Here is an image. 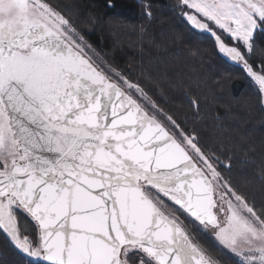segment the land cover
Segmentation results:
<instances>
[{
	"label": "snow or ice",
	"instance_id": "obj_1",
	"mask_svg": "<svg viewBox=\"0 0 264 264\" xmlns=\"http://www.w3.org/2000/svg\"><path fill=\"white\" fill-rule=\"evenodd\" d=\"M177 8L264 102V60L250 62L264 55V0ZM93 56L47 0H0V233L24 264H219L181 216L236 264H264V208L222 174L231 165Z\"/></svg>",
	"mask_w": 264,
	"mask_h": 264
},
{
	"label": "trees",
	"instance_id": "obj_2",
	"mask_svg": "<svg viewBox=\"0 0 264 264\" xmlns=\"http://www.w3.org/2000/svg\"><path fill=\"white\" fill-rule=\"evenodd\" d=\"M84 37L97 56L151 96L165 113L194 132L207 153L220 157L222 174L256 208H264V104L242 67L223 59L211 36L181 18L178 0H47ZM113 6L108 7L107 3ZM151 5L152 16L144 15ZM264 47V40L260 41ZM91 55V53H89ZM264 55L250 61L259 63ZM220 165H218V168ZM185 223L219 264L236 258L198 224ZM0 233V264H24Z\"/></svg>",
	"mask_w": 264,
	"mask_h": 264
},
{
	"label": "flooded vegetation",
	"instance_id": "obj_3",
	"mask_svg": "<svg viewBox=\"0 0 264 264\" xmlns=\"http://www.w3.org/2000/svg\"><path fill=\"white\" fill-rule=\"evenodd\" d=\"M183 19H185V18H183ZM186 20V19H185ZM188 23V22H187ZM189 24V23H188ZM190 25V24H189ZM191 26V25H190ZM191 28L193 29V30H195L197 33H199V34H203V35H208V36H211V35H209L207 32H204V31H200V30H197V29H195L194 27H192L191 26ZM212 37V36H211ZM222 56L228 61V62H230V63H233V62H231L230 60H228L223 54H222ZM233 64H235V63H233ZM235 65H237V64H235ZM238 66V65H237ZM241 67V66H240Z\"/></svg>",
	"mask_w": 264,
	"mask_h": 264
},
{
	"label": "rangeland",
	"instance_id": "obj_4",
	"mask_svg": "<svg viewBox=\"0 0 264 264\" xmlns=\"http://www.w3.org/2000/svg\"><path fill=\"white\" fill-rule=\"evenodd\" d=\"M181 18L183 19V17H182V16H181ZM183 20H184V19H183ZM184 21H186V20H184ZM186 22H187V21H186ZM202 35H203V34H202ZM211 38L213 39V37H211ZM213 41H214V39H213ZM216 46H217V45H216ZM219 54L222 56V54H221V53H219ZM222 58H223V59H225L223 56H222ZM225 60H226V59H225ZM249 79H250V78H249ZM250 81L252 82V80H251V79H250ZM252 83H253V82H252ZM253 84H254V83H253ZM254 85H255V84H254ZM177 215H180V213H179V212H177ZM181 219H182V220H184V222H185V223L187 222V224H188V225H190V224H189L190 222H189L188 220H185L183 216H181Z\"/></svg>",
	"mask_w": 264,
	"mask_h": 264
},
{
	"label": "water",
	"instance_id": "obj_5",
	"mask_svg": "<svg viewBox=\"0 0 264 264\" xmlns=\"http://www.w3.org/2000/svg\"><path fill=\"white\" fill-rule=\"evenodd\" d=\"M185 20V19H184ZM94 60V59H93ZM95 61V60H94ZM98 65V64H97ZM99 66V65H98ZM253 82V81H252ZM263 104H264V102H263ZM210 255V254H209ZM211 256V255H210Z\"/></svg>",
	"mask_w": 264,
	"mask_h": 264
}]
</instances>
